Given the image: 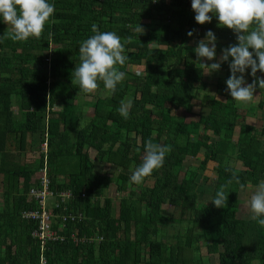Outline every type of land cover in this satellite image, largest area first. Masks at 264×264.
<instances>
[{
  "label": "trees",
  "instance_id": "obj_1",
  "mask_svg": "<svg viewBox=\"0 0 264 264\" xmlns=\"http://www.w3.org/2000/svg\"><path fill=\"white\" fill-rule=\"evenodd\" d=\"M48 2L55 12L38 39L7 38L10 26L0 19V264H40L42 255L45 264H203L211 256L216 261L210 264H264V227L251 215L238 216L241 187L233 180V173L245 187L264 180V126L247 120L264 107V88L257 86L255 106L236 102L230 93L221 99L205 92L206 68L199 63L208 62L194 51L211 30L215 63L222 49L238 43L236 34L218 26L213 13L211 22L198 24L191 0ZM93 24L128 41L126 63L117 66L126 75L114 93L98 81L94 99L82 100L91 93L72 81V71L80 62V43L94 34ZM231 59L217 71L219 90L226 91ZM129 100L125 119L118 109ZM35 134L44 146L36 158L20 163L27 136ZM149 138L170 145L171 152L162 167L136 184L130 176ZM188 158L198 164L183 169ZM95 162L119 173L96 171ZM207 170L215 178L204 202L198 177L209 180ZM41 172L54 193L48 200L54 212L82 214L63 223V241L46 243L43 250L32 236L37 221L21 216L37 208L29 190L39 186L35 176ZM223 184L227 207L217 208L210 200ZM67 191L70 196L61 201L60 193ZM167 206L176 213L167 214ZM72 232L84 239L73 241ZM95 235L101 240L89 241Z\"/></svg>",
  "mask_w": 264,
  "mask_h": 264
},
{
  "label": "clouds",
  "instance_id": "obj_2",
  "mask_svg": "<svg viewBox=\"0 0 264 264\" xmlns=\"http://www.w3.org/2000/svg\"><path fill=\"white\" fill-rule=\"evenodd\" d=\"M191 9L195 12L198 24L211 22L215 14L218 26H226L236 34L238 43L222 49L220 60L211 63H199L207 69L205 73L218 71L223 61H228L230 75L226 80V91L236 102L248 103L253 100L256 87L264 88V78L257 77L259 70L264 73V0H191ZM55 12V5L48 0H0V19L10 28L7 38L13 41H26L30 37L40 38L45 25ZM94 33L83 40L79 46V64L72 71V81L84 93H93L102 81L104 88L114 93L117 84L123 81L126 73L119 66L126 63L127 56L121 37L113 31H98L97 25H92ZM51 35V34H50ZM193 35V31L187 33ZM251 49V51L249 50ZM216 36L208 30L205 37L197 42L194 51L197 58L213 60L216 55ZM253 53L255 58H253ZM250 68L255 79L246 83L244 73ZM239 73V75H237ZM141 75V73H137ZM131 100L122 104L118 111L125 119L129 117ZM144 156L142 163L135 167L130 176L133 183L140 184L150 176L153 170L163 166L166 155L171 152L170 145L154 143L151 138L143 143ZM233 180L240 184L239 178L233 173ZM232 181H229L231 183ZM227 184H223L210 200L217 208L227 207ZM250 218L264 227V180L252 191L249 200Z\"/></svg>",
  "mask_w": 264,
  "mask_h": 264
},
{
  "label": "rangeland",
  "instance_id": "obj_3",
  "mask_svg": "<svg viewBox=\"0 0 264 264\" xmlns=\"http://www.w3.org/2000/svg\"><path fill=\"white\" fill-rule=\"evenodd\" d=\"M210 16H212L211 13H209ZM7 25V24H6ZM196 41V37L195 35H192L191 36V39L189 40V43H194ZM203 60H205V62H208V64H210L211 62H213V60H207V58H204ZM135 67H132V69H134ZM207 71V69H206ZM250 71H245L244 73V76H245V81L246 83H251L253 81L254 78L251 77L250 75ZM258 73H256V76H257ZM220 74L217 72V71H212L210 74L209 73H205V76H204V80L207 81L208 83V86L205 90V92H209V94H214L215 96H217L218 98H221V99H224L225 98V94L229 93L228 91H222V90H219L217 85H216V80L218 78ZM239 75V73L237 74ZM259 77L261 78H264L263 75L261 74H258ZM95 92L91 93L90 95L88 96H84L82 98V100H92L94 99L93 95H94ZM259 100V90L257 89L256 87V90L254 92V97H253V100L251 102H248V103H244L245 105L247 104H251V105H256L257 101ZM82 109L86 112V113H89L91 112V108L89 106H86V104H83L82 105ZM247 120L254 124L256 127H258L259 129L264 126V107L262 109L260 108H256L255 110V114L254 116L252 117H248ZM27 149H26V153L24 154H19V161L20 163L22 162H27L31 159H34L38 156V149H39V146L42 145V147L44 146V144H39V138H38V135L35 134V135H32L30 137V135L27 136ZM41 147V148H42ZM11 149H13V147H11ZM233 164L237 167L240 166V163L239 161H232ZM198 164V160H196L195 158H188L184 161V165H183V169H185V167L189 166V167H196V165ZM95 170L96 171H105V172H109V173H114V174H118L119 173V168L117 167H110V166H106L105 164H102V163H99V162H95ZM206 176H208L210 179L209 180H203L202 176L200 175L198 177V180H199V186H198V190L200 192V197L202 198V200L204 202H206L209 198H210V194H211V191H212V188H213V183H214V178H215V172L214 171H211V170H207L205 171L204 173ZM41 175V174H40ZM37 177V175L35 176ZM151 183V180L147 182V184H150ZM257 185H248L244 188H241L240 190V194H239V211H238V216L240 217H248L249 215H251V212H250V207H249V200H250V196L252 194V191L255 189ZM133 188L135 190H138V187L135 185L133 186ZM110 196H113L114 198V206H115V209H117V198H118V193L114 190V188L112 187L110 189V193H109ZM166 212L167 214L174 212L176 213V211L172 208L170 209L168 206L166 207ZM171 211V212H170ZM213 261H216L214 257H210V260L209 262L207 260H205L203 262V264H210L212 263Z\"/></svg>",
  "mask_w": 264,
  "mask_h": 264
},
{
  "label": "built area",
  "instance_id": "obj_4",
  "mask_svg": "<svg viewBox=\"0 0 264 264\" xmlns=\"http://www.w3.org/2000/svg\"><path fill=\"white\" fill-rule=\"evenodd\" d=\"M152 3H156L158 0H151ZM166 4L170 3L174 0H163ZM181 1H187V0H181ZM41 174V175H40ZM39 175L37 174V177L40 178L39 180V186H34L29 190V197L30 199H35L37 202V208L34 209H28L24 210L21 213L22 218L27 220H35L37 221V226L32 231L33 238L39 240L41 245V250L44 249V244L49 242H55V241H63L65 238V235H63L60 230L63 228V223L67 220L71 221H77L82 218V214H74L73 212L69 213H60L56 214L54 212V206L52 205V201H48L53 196L52 190H50L48 183L49 179L47 178L46 174L44 172H41ZM61 195V201H64L68 196H70V193L62 192ZM54 203V202H53ZM55 205L58 206L59 203L55 202ZM58 218L62 221L61 225H56L55 222H57L55 219ZM71 239L73 241L83 240L84 237H77L75 232H72ZM101 240V237L99 238L97 235L93 236V238H90V240ZM46 258L44 255L40 258V264H45Z\"/></svg>",
  "mask_w": 264,
  "mask_h": 264
}]
</instances>
